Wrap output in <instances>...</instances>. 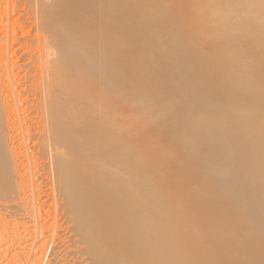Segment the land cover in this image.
I'll return each instance as SVG.
<instances>
[{
    "label": "bare ground",
    "instance_id": "1",
    "mask_svg": "<svg viewBox=\"0 0 264 264\" xmlns=\"http://www.w3.org/2000/svg\"><path fill=\"white\" fill-rule=\"evenodd\" d=\"M175 1L177 3L150 0V3L145 4L136 0H0V181L11 170H6V166L2 167V164L16 151L9 149V146L14 147L8 144L10 141L5 142V128L10 132L15 131L16 134L11 135H16L15 142L22 150H19L21 154L17 151L15 156L19 155L20 162L25 160L21 168L23 174L18 176L20 171L12 168L9 175L17 176V179L21 176L27 178H22L24 184L23 180H18L19 185L15 184V192L11 195L8 192L14 188L8 187L7 181L6 185L2 182L0 184V197L3 196L0 199V264H41V253L37 258L35 253L37 250V253L46 252H43V248L49 238L45 240L44 235L47 234L51 239L61 233L66 237L72 231L75 235L66 237L64 244L57 242L58 245H55L52 241L55 244L54 249L50 244L53 250L49 252V264H264V0ZM176 4L177 8H173L172 5L176 7ZM139 18H142L143 23ZM147 20L154 23L165 22L158 24V27L167 39L161 43L151 41L153 35L145 31L148 29ZM147 53L157 60L159 72L170 73L166 75L164 88L158 93L162 95L163 99H160L166 106L163 108V115L173 118L167 124L162 121L163 126L160 125L159 128V122L155 123L158 119L151 118L153 113L150 110L146 113L144 104H137L142 108L131 115L123 105L125 100L119 97L121 87L143 95L139 89L142 84L140 74H143L140 72L143 67L139 61L147 62L148 57H151ZM124 69H133L134 73L128 83L120 84V73ZM163 76V73H159L153 77ZM192 106L195 117L191 119L195 121L193 120L192 125L190 121V125L184 126L188 120V112L193 111L190 109ZM147 119H153L151 121L157 126ZM154 127L159 129L158 132ZM146 128L149 129V134ZM141 129L142 131H138ZM161 130L163 134L159 133ZM135 132L139 133L137 137ZM147 134L154 136L146 138ZM132 135L134 136L131 137ZM163 135L168 138L165 139ZM12 136L9 133L14 141ZM177 137H191L192 146L182 152L177 145L184 140L180 142ZM174 138L179 142L176 145L174 141V145L172 144ZM161 139L167 144L164 145L165 142ZM148 141L158 143L150 144ZM5 144L8 145L7 149ZM188 144L190 142L186 145ZM159 148L166 152L169 149L167 156L162 155L164 151L160 154ZM190 151L193 152L191 168L184 161L185 155L183 160L180 155ZM153 153L157 154L154 156ZM178 154L179 160L187 165H183L182 161V165H179ZM151 156H159L162 161L157 162L161 159L154 160ZM176 156L177 160L174 159ZM18 158L13 160V167L16 162L17 165L20 164ZM169 159L172 166L169 169L173 170L171 168L174 165L175 170L179 169L171 171V179L182 182L181 179L187 180L190 175L195 178V182L190 178L194 184L189 180L183 182H189V193L192 191L191 185L196 189L192 192L193 200H185L186 204L192 201L190 205H193L194 214L191 215L194 223L192 224L189 211L188 215H182L194 227L191 228L186 224L187 221L181 220L183 225L185 223L189 226L190 233L195 228L193 235L189 234L187 226L184 225L188 232L178 224L179 219H183L178 216L179 213L175 215L178 216L176 220L168 212L172 220L166 214L168 220L165 217L162 220L160 216L157 225L160 220L162 222L158 227L165 219L166 225L171 220L168 226H172L171 222L175 224L174 227L178 224L179 231L188 233V236L185 233L186 240L183 235L184 239L176 236L177 242L170 245L171 242H167L168 236L171 232L174 236L177 228L170 229L168 235L166 230L163 231L162 225L154 228L156 232L162 228L165 232L160 234V258L157 259L158 253L154 258V252L146 249L147 241L144 240L145 250L142 241L138 242L140 249L137 248L138 243L137 246L133 244L139 252L141 249L142 252L145 251L143 256L140 255L141 258H135L138 256L135 254L138 253L137 249L132 248L134 251L131 252L125 244L129 253L128 250H121L124 247L121 244L129 240L131 235V241L136 239L134 233L141 234L144 227L140 226L139 220L145 212L143 209L148 210L150 207L139 209L140 206L143 207V202L149 199L151 201L152 197L161 199V195L165 193L168 195V192L161 191L165 189L164 186L161 187L163 184L170 186L169 182H173L175 185V179L169 181V178H165L170 173ZM8 162L10 163V159ZM175 162L178 164H174ZM9 165L12 167L11 163ZM160 165L168 166L164 168ZM158 166L160 167L156 169ZM158 170L161 175L157 173ZM159 176L161 179L165 178L163 180L166 184L168 180V184H154ZM47 179L55 189V203L63 209V214L61 223L59 220L55 226L45 228L40 215L42 206L38 205L43 198L39 202L38 195L39 192L41 197L44 195L42 184L46 181L48 183ZM95 183L102 184L97 186ZM183 183L181 186L178 182L181 187H185ZM176 187L179 188V185L169 189L173 192ZM181 187L174 192L180 193L182 189L181 194H185L186 198L187 194L190 195L186 194L189 188L184 192L185 188ZM132 194L137 195L136 201L140 202L138 209L143 211H139L141 215L137 213L140 215L137 221L126 218V209L133 204L130 200ZM176 196L180 197H176L178 200L182 198ZM133 198L135 199V195ZM105 201L122 205L123 208L119 211L121 215L118 212L117 217L116 214L110 215L111 209L101 205ZM165 201L163 203L167 204ZM147 203L145 204H151ZM156 203L151 205L155 206ZM172 203L175 201L171 199V203L168 202L171 207L166 208L176 206V203ZM180 205V210L177 206L175 208L182 214L186 206L183 208L181 205L180 208ZM103 207L104 210L108 209L109 214L101 212ZM190 207L188 209L191 210ZM155 209L161 212L159 206H155ZM157 210L154 211L155 214ZM171 210L174 211L173 208L169 211ZM114 212L115 209L112 214ZM134 212L136 214V209ZM146 213H143V218ZM112 216L115 219L111 220ZM151 224H148L149 227ZM103 225L105 228L109 226L106 231L111 228L109 236H112L104 233L105 230L101 229ZM22 226L29 234L23 231L21 234L27 236L20 234L17 237L19 234L16 235L14 231ZM94 229H98V232L104 230L101 234L108 236L105 237L112 243H108L109 245L116 246L117 241L113 238L119 234V229V235L127 239L123 240L120 236V245L116 246L118 249L114 245L105 244L104 247L99 243L103 246L100 249L96 242L100 236L104 237L99 234V238L94 241L98 233H93ZM155 237L153 234L154 241ZM176 237L174 236L175 239ZM178 238L188 243L183 241V246H179ZM41 239L44 241L40 242ZM149 239L152 238H147L148 241ZM134 241L132 242L135 243ZM120 246L123 247L120 249ZM157 248L152 251L156 252ZM183 249H187L185 254L177 252ZM189 252L193 254L189 256ZM88 258H92L93 262L91 259L87 263Z\"/></svg>",
    "mask_w": 264,
    "mask_h": 264
},
{
    "label": "rangeland",
    "instance_id": "2",
    "mask_svg": "<svg viewBox=\"0 0 264 264\" xmlns=\"http://www.w3.org/2000/svg\"><path fill=\"white\" fill-rule=\"evenodd\" d=\"M138 1L143 2V3H145V4L150 3V0H136V2H138ZM153 1H154V0H153ZM169 1H170V2H175V3H177L175 0H169ZM233 3H234V2H233ZM246 6L248 7L249 5L246 4ZM256 6H257V5H255V7H256ZM172 7H173V8H177V4H176V7H175V5H172ZM253 8H254V6H253ZM256 8H258V7H256ZM254 11H256V10L254 9ZM139 19L142 21V18H139ZM134 22H136V21L134 20ZM151 22H152V23H151ZM142 23H143V21H142ZM152 24H153V25H152ZM158 24H165V22H163V21H159V22H155V23H154L153 21H149V20H147L146 28H148V29H145V28H144L146 32H150V33L153 35L154 38L152 37L150 40H151V41L153 40V42H155V43H161L162 41H164V39H167L166 35H163L164 32H162V30L159 29ZM150 25H152V26H150ZM154 25H155V26H154ZM152 28H153V29H152ZM156 29H158V31H157ZM149 30H150V31H149ZM153 31H154V32H153ZM154 34H155V35H154ZM159 34H160V35H159ZM162 35H163V36H162ZM157 36H158V37H157ZM161 37H162L163 40L161 39ZM164 37H165V38H164ZM158 39H159V40H158ZM211 39H212V38H211ZM155 40H156V41H155ZM199 44H200V43H198V45H199ZM146 55H147V56H151L149 53H147ZM146 55H145V56H146ZM148 59H149V60H148L147 62H145L144 60H140V61H139L140 65L143 67V68H140V72L143 73V74H140V78H141L142 84L139 86V89H140V91L142 92L143 95H137V94H135V93L129 91L127 88H122V87H121V89H119V90H120L119 97L122 98V100H125V102L123 103V105L126 107V111L129 112V113H131V115L134 114L133 112H134V111H137L138 108H139V109H140V107L142 108V106H138L139 103H140V104H141V103L144 104L143 109H145L146 113H147V111L150 110L149 112H150L151 114L153 113V114H152L153 117L151 116V114L148 113L149 116H151V118H153V119H155V120H156V119H158V120L160 119L159 121H158V120H156V122L154 121L155 123H158V122H159L160 124L158 123V124H157L158 126H157V125H155V124L151 121V120H153V119H151L150 121H149V119H147V120H148L149 122H151L153 125H155V127L157 126V127L159 128V127L163 126V123H166V124H167V123L170 122V121L172 120V118H173V117H171V118H170V117H165V116L163 115V113H164L163 108L166 107V106H165L164 101L161 100V99H163L162 95H161L160 93H158L159 91H161V89L164 88V86H165V82H166V79H167V78H166V75H167L169 72H168V73H166L165 71H163V72H159L158 69H157V68H158V67H157L158 64H156V63H157V60H156L155 58H153L152 56H151V57H148ZM152 59H153V60H152ZM145 63H146V64H145ZM147 65H148V66H147ZM120 71H121V70H120ZM123 71H124V72H122V73L119 72V73H120V84H122V83H125V84L128 83V82L131 80V76H132L133 73H134V70H133V69H124ZM145 71H146V72H145ZM147 72H148V73H147ZM151 72H152V73H151ZM145 73H146V74H145ZM154 73H155V74H154ZM159 73H163L164 76H163V77H159V78H157V77H153V76H155V75H157V74H159ZM148 75H149V76H148ZM169 75H170V73H169ZM152 77H153V78H152ZM143 78H144V79H143ZM151 79H152V80H151ZM157 79H158V80H157ZM162 79L165 80V81H163ZM148 80H149V81H148ZM155 80H157V81H155ZM151 81H153V82H152V83H149V82H151ZM159 82H160V83H159ZM153 83H155V84H153ZM163 83H164V84H163ZM150 85H151V88H150ZM153 85H155V86H153ZM156 85H157L158 87H157ZM163 85H164V86H163ZM141 86H143V87H141ZM159 87H160V88H159ZM162 87H163V88H162ZM153 88H154V89H153ZM158 88H159V89H158ZM144 93H145V94H144ZM149 93H151V94H149ZM159 95H160L161 97H160ZM147 97H148V98H147ZM155 97H156V98H155ZM139 98H140V100H139ZM146 98H147V99H146ZM158 98H159V99H158ZM160 98H161V99H160ZM135 100H136V101H139V102L136 103ZM143 100H144V101H143ZM145 100H146V101H145ZM142 101H143V102H142ZM161 101H162V102H161ZM137 104H138V105H137ZM142 104H141V105H142ZM146 105H147V106H146ZM143 109H142V110H143ZM147 109H148V110H147ZM190 109H192L193 111H191ZM190 109H189V110H190L192 113H191L190 111L188 112V113H189V115L187 114L188 120H187V122H186V124H185L184 126H186V125H190V123H191V125H192V122H193V120H194V119H191V118H194V117H195V115L193 114V113H194L193 106H192ZM160 114H161V115H160ZM181 114H182V113H181ZM183 115H184V113H183ZM154 116H155V118H154ZM156 117H157V118H156ZM189 119H191V120H189ZM139 120H140V119H139ZM140 121H141V120H140ZM148 121H147V122H148ZM162 121H163V123H162ZM190 121H191V122H190ZM194 121H195V120H194ZM147 122H146V123H147ZM188 122H190V123H188ZM135 123H136V122H135ZM149 125H150V123L148 124V127H149ZM160 125H161V126H160ZM151 126H152V125H151ZM151 126H150V127H151ZM4 127H5V125H4ZM155 127H154V128H155ZM143 128H145V126H144ZM158 128H157V129L155 128V130H157V132H158V130H159ZM7 129H8V128H5V132H6V133H5V135H6V136H5V138H6V141H5V142L8 143V142L10 141L8 144H9V145H12V146H14V147L9 146V149L13 148L14 150L16 149V151H15L13 154H11L12 156H11V155L8 156L7 161H5V162L2 164V167H3V165H4V167L6 166V168H7L6 170H8V168H9V170H10V168H11V170L9 171L10 174H11L12 168H16L17 171H18V170L20 171L19 173H17L18 176H20L21 174H23L21 168H23V163H22V162H25V160H23V161L21 160V162H20V160H19V158H18L19 155H18V156L16 155L17 157L15 156V154H16L17 151H18L17 153H19V152L22 151V150L20 149V147L18 148L17 143L15 142V141L17 140V139H16V135H15V137L11 135V133H12L13 135L16 134L15 131L10 132V131H8ZM147 129H148V128H146V130H147ZM150 129H151V128H150ZM160 129H161V128H160ZM6 130H7V131H6ZM153 130H154V129H152V131H153ZM138 131H142V129H141V130H138ZM138 131H137V132H138ZM150 131H151V130H150ZM137 132H135V137H137V136L139 135V133H137ZM143 132H144V131H143ZM145 132H146V131H145ZM166 132H167V131H166ZM166 132H164V135H165ZM9 133H10V137L12 136V139L15 138L14 141L11 140V138L9 137ZM140 133L142 134V132H140ZM146 133H147V132H146ZM152 133H153V132H152ZM159 133H162V134H163L162 130H161ZM167 133H168V132H167ZM148 134H149V129H148ZM148 134L146 135V138H147V137H152V138H153V136L156 135L155 132H154V135L152 134V135L149 136ZM143 135H144V133H143ZM157 135H158V134H157ZM164 135H163V136H164ZM167 135H168L169 137H171L170 134H167ZM7 136L10 138L9 140H7V138H8ZM133 136H134V135H132L131 137H133ZM159 136H160V134H159ZM159 136H157V137H159ZM161 136H162V135H161ZM168 136H164V137H166L165 139H167ZM142 137H143V136H142ZM164 137H163V139H164ZM143 138H144V137H143ZM177 138L179 139L180 142H181L182 139L184 140V141L181 142V143H179V142L177 141V142L179 143V145H177V148H178V146H180L182 152H183L184 149H186V148L189 147V146H192L191 144H193V139H192L191 137H187L188 139L179 138V137H177ZM190 138H191V139H190ZM144 139H145V138H144ZM148 139H149V138H148ZM155 139H156V138H155ZM158 139H160V138H158ZM165 139H164V140H165ZM175 139H176V138H174V139L172 140V144H173V141H174V144H175V143L178 144V143L176 142ZM150 140H152V139L150 138ZM164 140L161 139V141H164ZM168 140H170V138H169ZM168 140H166V141L168 142ZM11 141H12V142H11ZM154 141H155V140H154ZM161 141L159 142V144L161 143ZM14 142H15V143H14ZM148 142H149V141H148ZM164 142H165V141H164ZM169 142H170V141H169ZM169 142H168V143H169ZM186 142H187V143L190 142V144L186 145V144H187ZM13 143H14V144H13ZM149 143H150V142H149ZM152 143H155V142H152ZM152 143H150V144H152ZM156 143H158V141H156ZM156 143H155V144H156ZM183 143H186V144H183ZM162 144H164V143L162 142ZM166 144H167V143L165 142L164 145H166ZM170 144H171V142H170ZM172 144H171V145H172ZM174 144H173V145H174ZM176 144H175V145H176ZM5 145L7 146V147L5 146V148L7 149V148H8V145H7V144H5ZM157 145H158V144H157ZM157 145H156V147L158 148ZM164 145H162V146L164 147ZM168 145H169V144H168ZM160 146H161V145H160ZM156 147H155V148H156ZM163 147H162V148H163ZM167 147H170V146H167ZM171 147H172V146H171ZM171 147H170V148H171ZM173 147H174V146H173ZM151 148H152V147H151ZM180 148H179V149H180ZM174 149H175V148H174ZM19 150H20V151H19ZM155 150H156V149H155ZM158 150H160V154H161V151H164L165 149H164V150H161V149L159 148ZM158 150H157V151H158ZM11 151L13 152L12 149H11ZM152 151H153V148H152ZM168 151H169V149H168ZM168 151H167V152L164 151L165 153L163 152L162 155L168 153ZM12 152H11V153H12ZM149 152H150V151H149ZM153 152H154V151H153ZM182 152H181V153H182ZM192 153H193L192 151H190V152L187 153V154H180V153H179V154L182 155V156L185 155L186 158L183 156V157H182V160H183V158H185L184 161H187L188 164H190V165H189V168H191V164H192V162H191V160H192ZM19 154H21V153H19ZM153 154H154V156H155L157 153H156V154L153 153ZM158 154H159V153H158ZM160 154H159V156H160ZM179 154L177 155V156H178V160H179ZM188 154H190L189 156L191 157V158L189 157V159H188ZM148 155H151V154H148ZM169 155H170V154H169ZM10 156H11V157H10ZM20 156H21V157H20V159H21V158H22V155H20ZM154 156H151L150 158L153 157L154 160H157V158H159V156H158L157 158L154 157ZM166 156H167V154H166ZM177 156H176V158L174 157V159L177 160ZM14 157H15V158H14ZM148 157H149V156H148ZM164 157H165V156H164ZM16 158H18L19 161H18V160H16V161H18V163H20V164H18V165L21 166V167H19V166L16 164L17 162H16L15 165H14L15 167H13V163L15 162V161H13V160L16 159ZM162 158H163V157H162ZM166 158H167V157H165V159H166ZM170 158H173V157H170ZM180 158H181V156H180ZM9 159H10V163H11L12 167L9 165V164H10V163L8 162ZM11 159H12V160H11ZM159 159H161V158H159ZM167 159H168V158H167ZM5 160H6V159H5ZM163 160H164V159H163ZM171 160H173V159H171ZM182 160L180 159L179 162L182 161ZM11 161H12V162H11ZM152 161H153V160L150 159V162H152ZM160 161H162V159H161V160H157V162H160ZM166 161H168V160H166ZM166 161H165V162H166ZM184 161H182L183 165H184V164L187 165V163H184ZM7 162H8V163H7ZM6 163H7V164H6ZM152 163H154V162H152ZM163 163H164V162H163ZM166 163H167V162H166ZM180 163H181V162H180ZM182 163L179 164V165H182ZM5 164H6V165H5ZM157 164L159 165L160 163H157ZM161 164H162V163H161ZM168 164H169V166H168V165H167V166H168V169H169V167H172V166H170V159H169V163H168ZM174 164L177 165L178 163L175 162ZM8 165H9L10 167H9ZM155 165H156V164H155ZM164 165H166V164H164ZM172 165H173V163H172ZM17 166H18V168H17ZM160 166H162V165H160ZM160 166L156 167V169L159 168ZM167 166H166V167H167ZM162 167H164V166H162ZM162 167H161V168H162ZM166 167H164V168H166ZM174 167L176 168L175 165L173 166V168H171V169H173V170H170V169H169V170H170V173H168V175H171V171H174V172H175L176 170H179V169H176V170H175ZM181 167H182V166H181ZM184 167H185V166H184ZM177 168H178V167H177ZM179 168H180V167H179ZM182 168H183V167H182ZM182 168H180V169H182ZM186 168H188V166H186ZM20 169H21V170H20ZM168 169H165V170H168ZM3 170H4V169H3ZM163 170H164V169H162V170L160 169L161 172H162ZM169 170H168V171H169ZM158 171H159V170H158ZM158 171H157V173L160 174V171H159V172H158ZM5 172H6V171H5ZM163 172H165V171H163ZM186 172H187V171H186ZM9 173L6 172V174L4 175V179H2V180L0 181V184L3 183V184L6 185V182H5V181H7V182L10 184V185H9V184L7 183L8 187H9V186H10V188L12 187L11 189L14 188L13 190H9L10 193L8 192V195H11L13 191L15 192V189H16V185H15V184H18L19 181H21V180H23V179H24V180H27V178H26V176H24L25 178L21 176V177H19L20 179H17L18 177L15 176V175H14V176H15L16 178H15V177H12V176L10 177ZM153 173H155V172H153ZM166 173H167V172H166ZM187 173H188V172H187ZM190 173H191V172H190ZM159 174H158V175H159ZM172 174H173V172H172ZM191 174H192V173H191ZM7 175H8V177H7ZM154 175L158 176L157 174H154ZM154 175H153V177H152L153 180L155 179V176H154ZM160 175H161V174H160ZM164 175L166 176L167 174L164 173ZM168 175H167L165 178H169V179H168L169 181L175 179V178H172V179H171L172 175H171V176H168ZM188 175H189V174H188ZM188 177H189V176H188ZM11 178H12V179H11ZM22 178H23V179H22ZM159 178H160V176H159ZM159 178L157 179V177H156L157 180L154 181V184H155V183H157V184L159 183V186H161L160 183H163V182L165 183L166 181L163 180V179H165V178H163V177H162V179H161V178L159 179ZM190 178L193 180V182H195V178H193V175H190ZM190 178H188L187 180L190 181V180H191ZM152 179H151V182L153 181ZM170 179H171V180H170ZM16 180H17V181H16ZM18 180H19V181H18ZM24 180L22 181L23 184L25 183ZM47 180H48V179H47ZM161 180H163V181H161ZM166 180H167V179H166ZM168 180H167V184H168ZM175 180H176V181H175V185H173V184H174L173 182H169V185H170V186H168V185L165 183V184L168 186V188H167V186H165V185L163 184L161 187L164 186L165 189H167V190H165V189H161V191L163 190L162 193L168 192V195H169L170 192L172 191V190L169 189V188H172V189H173V187H175L176 184H177V186L179 185V188H180V187L182 186V183H183V182L185 183V182L187 181L186 179H181V180H183L182 182H180V180H178V179H175ZM177 180H178V182L181 184V186H180V184H178ZM184 180H186V181H184ZM156 181H157V182H156ZM158 181H159V182H158ZM1 182H2V183H1ZM12 182H14V183H12ZM22 182H21V183H22ZM44 182H45V181H44ZM21 183H20V184H21ZM152 183H153V182H152ZM184 183H183V186H185V187H181V188H185V189H183L184 192H185L186 189L189 188V189L187 190V192H186V194H187V193H189V191H190L189 184H187V183H189V182H187L186 184H184ZM190 183H191V181H190ZM101 184H102V183H101ZM101 184H100V185H101ZM191 184H194V183H191ZM18 185H19V184H18ZM93 185H94V183H93ZM95 185L98 186L99 183H95ZM100 185H99V186H100ZM103 185H104V183H103ZM172 185H173V186H172ZM186 185H187L188 187H187ZM43 186H44V188H42V190H43V189H44V190H43L42 192L44 193V195L42 194V197H41V192H39L40 194H39V193H37V194H39L38 196L40 197V199L38 200L39 202H40V200L43 198L42 201H41L38 205H39V206H40V205L42 206V207H41V210H42L43 212L40 211V212L42 213V214L40 213V215H42L41 218H43V221H42V219H41V221L44 222V224H42V225L46 228V227H48V226H55V224H57V223L59 222V220H60L59 223H61V220H62V214H63V209H62L61 207H59V206H56V205H58V203H55V200H56V198H57V195H56V193L54 192L55 189L52 187V185H51V183L49 182V180H48V183H47V181H46V183H43V184H42V187H43ZM47 186H48V187L50 186L51 189L48 188ZM153 186H154V185H153ZM156 186H157V185H156ZM171 186H172V187H171ZM192 186H193L194 188H192ZM46 187H47V188H46ZM138 187H139V186H138ZM161 187H160V188H161ZM164 187H163V188H164ZM10 188H9V189H10ZM136 188H137V187H136ZM176 188H177V187H176ZM176 188H175V190L177 191V189H179V188H177V189H176ZM133 189H134V188H133ZM191 189H192V191L189 193L190 195L187 194V197H186V198H185V194H183L184 197H183V195L181 194V193H182V189L180 190V193H178L179 191H178V192H174L175 190H174L173 192H171V194H172V193H173V194L176 193V194H175V197H174L173 194H172V195H173V197H172L171 194H170L171 196H170V195L168 196L167 193H165L166 195H165V194H164V195H161V199H160V197H159L160 195L157 194V196L159 195V196H158L159 199H157V198H154V199H155L156 202L159 201L158 204L160 203L163 207H162L161 205H158L156 202H154V199H153V197L151 196V197H152L151 201H150V199H149L148 201L151 202V204H153V205H154V203H156L155 206H156V207L159 206L160 209H161V212L159 211V209H158V210L155 209V206L151 205L148 201H147V202H148L149 204H148L146 201H144L143 204L145 205V207H144V205L142 204L143 207L140 206L139 209L142 210V208H147V206H148V207L150 206V207H149L150 209H151L152 207H154V209H151V211H150L149 208H147L148 210L143 209V211L145 210V212L142 211V212L144 213V215H145L146 212H148V213H146V217H144L145 219L143 218V213L141 212V210L138 209L139 206H137L138 203H139V205H140V202L137 203V201H136V199H137V198H136V197H137V195H136L137 192H136V194H132L133 197H134V195H135V199L132 197V195H131L132 198L129 197V198H131L130 200L133 202V204H132V205L130 204L131 206L129 205L130 207H127V209L125 208V209L127 210L128 214H129V215H128V214L126 215V216H127L126 218H131V219L133 218L134 221H137L138 218L140 217L141 213H142V215H141V217H140V220H139L140 223H139V222H138V223L140 224L141 227L143 226L145 229L142 228V230H141V234H140V235H138L137 232L134 233V236H135V237L137 236V237H136V239L134 238L132 241L135 240L134 242H135L136 244L133 243V242L131 241V237L133 238L132 235L130 236V239H129V240H128L126 237L119 235L121 229H119V230H120V231H119V234H118V235H117V234L115 235L116 237L113 235V237H115V238H113V237H111V238H113L114 241H117V244H119V245H120V243H119L118 241H120V240L123 239V238L127 239L128 241L126 240V241H124V243L121 242V243H122L121 245H124V247H123V246H120V249H121V247H123L121 250H126L125 244H127L126 246H127V248H130V249H129L130 251H131V250L134 251V249L136 250L138 247H139L138 249H140L141 246H140V243H138V242L142 241V242H143V245H144L145 242L147 241V243L145 244V245H146V249L149 250L151 253L154 252V254H153V255H155L154 258H156V256L158 255L159 257H158L157 259H159V258H160V255H161V253H162V251H161V249H160V244H159V243H160V242L162 243V240L160 239V237H162L163 233H165V232H163V231L166 230V234L169 235V234H170V231H171L170 229H172V228H173V229H176V228H177L176 233L174 232V236H175V237L177 236V237H181V238H182V235H183V236L185 237V239H184V238H182V239L186 240V236H188V235H187V234H188V233H187L188 230H186V228L184 227L185 223H184V225H183V222H182L181 220H184V221H187V220H185V218H184L185 216H182V215H185V214L188 215V211H189V214H190L189 216H190L191 218H190L189 216H187V215H186V216L192 220V224L194 223V217H192L193 215H191V214H194V210H192V209H193V205H192V206L190 205L192 201L190 202V204H189L188 202L190 201V199L193 200V194H194V193H192V192L196 190V189H195V186H194V185H191ZM193 189H194V190H193ZM135 190H136V189H135ZM137 190H139V188H137ZM24 192H26V191H24ZM24 192H23V193H24ZM51 193H52V194H51ZM134 193H135V192H134ZM177 193H178V194H177ZM8 195L6 194L7 197H8ZM55 195H56V196H55ZM176 195H179V196H181L182 198H185V199H183V201L181 200L182 198H181L180 200H178L180 197L178 198V196H176ZM12 196H13V195H12ZM45 196H46L47 198H46ZM155 196H156V195H155ZM166 196H168L169 198H168V197L166 198ZM189 196H192V197H189ZM1 197H3V196L1 195ZM1 197H0V199H1ZM50 197H51V198H50ZM163 197H165V200H166V201L164 200ZM170 197H172V198H170ZM176 197H177L178 199H176ZM23 198H24V197H23ZM45 198H46V199H45ZM48 198H49V200H47ZM54 198H55V199H54ZM162 198H163V199H162ZM50 199H51V200H50ZM133 199H134V201H133ZM167 199H169V200L167 201ZM171 199L173 200V202L175 201L176 206H177V204H179V205L181 204L183 208L186 206V207H185V210L183 209V211H184V212L186 211V212H185L184 214H183V211H182V214L180 213L181 211L178 212L177 210L179 209V205L177 206L178 209H176V208H177L176 206H175L176 208H175L174 206H172V208L174 209V211H173V210H171V211H173V212L169 211V210L172 209V208H166V206H167V207H171L170 204L168 205V202H169V201H170V203H171ZM175 199H176V200H175ZM15 200H17V198H16ZM44 200H45V201H44ZM185 200H189V201L187 202V204H186V201H185ZM49 201H51V202H49ZM52 201H53V202H52ZM152 201H153L154 203H153ZM163 201L167 202V204L163 203ZM180 201L183 202V203H181ZM46 202H47V203H46ZM56 202H57V201H56ZM132 202L129 201V203H132ZM135 202H136V203H135ZM178 202H179V203H178ZM184 202H185V203H184ZM44 203H46V204H44ZM51 203H52V205H51ZM96 203H97V202H96ZM101 203H102V202H100V204H101ZM109 203H110V205H109ZM111 203H112L113 205H112ZM115 203H116V202H106V201H105V203H104V204H101V205H102V206L105 205L104 207H107V208L109 207L108 209H111V212H110L111 214H110V215H115L116 212H118L117 214L121 215V212H119V211L122 210L123 207H122V205H119V206H118V204H117V203L115 204ZM129 203H128V204H129ZM145 203H147L148 205H146ZM162 203H163V204H162ZM175 203H172V204L175 205ZM97 204H98V203H97ZM106 204H107V206H106ZM164 204H165V206H164ZM45 205H46V206H45ZM101 205H98V206L101 207ZM114 205H115V206H114ZM134 205H136L137 208H134V207H135ZM181 205H180V208H181ZM188 205H189V206H188ZM112 206H113V207H112ZM133 206H134V207H133ZM187 206H188V207H187ZM190 206H191V207H190ZM50 207H51V208H50ZM100 207H97V208H100ZM104 207H103V209H102L103 211L101 210V212H103V213H105V214L108 212V214H109L108 209L105 208V210H104ZM111 207H112V208H111ZM121 207H122V208H121ZM132 207H133V209H131ZM189 207L191 208V210L188 209ZM101 208H102V207H101ZM101 208H100V209H101ZM128 208H129V210H128ZM163 208H164V211L162 210ZM45 209H46V210H45ZM92 209H93V208H92ZM106 209H107V210H106ZM114 209H115V212H114V214H112V211H113ZM125 209H124V210H125ZM135 209H136V214H135V212H134ZM116 210H117V211H116ZM130 210H132V211H130ZM137 210H138V211H137ZM155 210L158 211V212L156 211V214H155V212H154ZM166 210H167V211H166ZM179 210H180V209H179ZM12 211H13V210H12ZM16 211L19 212L18 210H16ZM16 211H14V212L17 213ZM47 211H48V212H47ZM139 211H140L141 213H140ZM152 211H153V212H152ZM97 212H100V210L97 211ZM138 212H139V213H138ZM150 212H151V213H150ZM163 212H164V213H163ZM165 212H166V213H165ZM168 212H169V213H168ZM191 212H192V213H191ZM131 213H132V214H131ZM133 213H134V214H133ZM137 213L140 214V215L138 216ZM149 213L151 214V216L149 215ZM153 213L155 214V217H154V214H153ZM157 213H158V214H157ZM160 213H161L162 215H160ZM167 213H168L169 215L172 213L171 215H174V217H176V218H175L176 220H177V217H178V216L183 217V219H179V218H181V217L178 218V219L180 220V223H178V224L180 225L181 228H182V226H183V228H185V229H183V230L187 231V232H185V233H186V236H185V233H184V232L179 231L180 229H179L178 224L176 225V227H174L175 224H173V222H171V223H172V224H171L172 226H170V225H169L170 227L168 226V223L170 224V221L172 220V219H171L172 216L170 215V216H171V218H170V216H168ZM174 213H175V214H174ZM176 213H177V214H176ZM178 213H179V215H178ZM17 214H19V213H17ZM108 214H107V215H108ZM117 214L115 215L116 217L118 216ZM130 214H131V215H130ZM152 214H153V215H152ZM163 214H164V215L166 214V215L168 216V218L171 219V220L169 219L170 221L167 223V225H166L165 221H166V219L168 220V218H167L166 215L164 216ZM180 214H181V215H180ZM43 215H44V216H43ZM48 215H49V216H48ZM133 215H134V216H133ZM135 215H136L137 218L135 217ZM175 215H178V216H175ZM59 216H60V217H59ZM131 216H132V217H131ZM147 216H148V217H147ZM149 216H150V217H149ZM152 216H153V217H152ZM158 216H159V218H158ZM160 216L162 217V220H164L163 217L166 218L165 221H163V223H165V224L162 223V225L164 226V227H163L164 229L162 228L163 231H162V229H160V230L157 229V232H156L155 229H156V228L158 227V225L162 222V221L160 220V223L157 225L158 220L161 219ZM56 217H57V218H56ZM187 217H186V219H187ZM141 218H142V219H141ZM146 218H147V219H146ZM154 218H155L156 221L154 220ZM113 219H115L114 216L111 217V220H113ZM143 219H144V220H143ZM157 219H158V220H157ZM175 219H174V220H175ZM142 220H143L144 222H142ZM147 220L149 221V223H148ZM153 220H154V222H153ZM50 221H51V222H50ZM57 221H58V222H57ZM114 221H115V220H114ZM150 221H152V224H153V225L155 224V225L153 226V225L151 224ZM188 221H189V220H188ZM188 221H187V223H186L187 225L189 224ZM112 222H113V221H112ZM141 222H142V223H141ZM178 222H179V221H178ZM190 222H191V221H190ZM143 223H144V224H143ZM176 223H177V221H176ZM181 223H182V225H181ZM46 224H47V226H46ZM108 224H109V226L112 228V226H111L112 224L110 225V222H109ZM139 224H138V225L136 224V226L139 227ZM141 224H142V225H141ZM148 224H149V225L151 224L150 227H152V229L149 227ZM113 225H114V222H113ZM115 225H116V224H115ZM144 225H145V226H144ZM162 225H160L158 228H160ZM187 225H185V226H187ZM104 226H105V225H103V227L101 226V227H102L101 229H104V230H105V229H107V227L109 228V226H106V228H105ZM116 226H117V225H116ZM155 226H156V227H155ZM177 226H178V227H177ZM189 226H191V225L189 224ZM189 226H187V229L189 228ZM22 227H24V226H22ZM22 227H19L20 230H19V228L17 229V230L20 231V233H18L19 231H17V230L14 231L16 235L19 234L17 237H19L21 233H24L25 231H27V229H26L25 227H24V230H23V229L21 230ZM147 227H148L149 229H151V230L149 231V229H147ZM167 227H168V228H167ZM192 227H194V225H192L191 228H192ZM205 227H206V226H205ZM95 228H96V227H95ZM111 228L108 229L107 231H106V230H105V231L102 230V231H104V233L106 232V234L108 233V236H109V234H110V233H109V232H110L109 230H111ZM154 228H155V229H154ZM25 229H26V230H25ZM124 229L126 230V228H124ZM124 229H122V230H124ZM167 229H168V230H167ZM194 229H195V228H193V231H194ZM97 230H98V229H94V230H93V233H95V232L97 233V232H98ZM125 230H124V231H125ZM128 230H129V229H128ZM145 230H147L146 232H148V233H147V235H149L148 237H147V235H146ZM153 230L155 231V233H154ZM21 231H22V232H21ZM23 231H24V232H23ZM102 231H101V232H102ZM129 231H130V230H129ZM143 231H144L145 233H144ZM161 231H162V232H161ZM172 231H173V230H172ZM174 231H175V230H174ZM193 231L190 233V228H189V234H192ZM16 232H17V233H16ZM64 232H66V231H64ZM101 232H100V230H99V232H98L97 234L95 233L97 236L94 237V241H96V239L99 238V237H98L99 234L102 235ZM112 232H113V231H112ZM122 232H123V231H122ZM122 232H121V233H122ZM150 232H152V234H149ZM159 232H161V233H159ZM25 233H26V232H25ZM47 233L49 234V232H47ZM102 233H103V232H102ZM113 233H114V232H113ZM171 233H172V234H170L169 236L172 237V236H173V232H171ZM182 233H183V234H182ZM28 234H29V232L27 231V235H28ZM45 234H46V233H45ZM60 234H61V233H60ZM60 234H59L56 238H55V237H51V239H50L49 236H46L47 234L44 235V236H45V240H47V239L49 238V239H48L49 241H47L46 244H45V245L47 246V248H46V246H44L45 248H43V249H44L43 252H44L45 250H46V252H45V253H42V251H40L39 253H37V252L39 251V250H37L36 253H35L36 258L38 257V254H40V253L42 254V256H41V254H40V256H39V258L42 260L41 264H49L50 259H51V255H49V254H50L51 251L54 249V244H55V243H56L55 245H58L57 242H59V243H61V244H64V243L66 242V240H67L66 237L74 236V235H75V232H73V231H72V232H69L68 235H66V237H65V236H62V234H61V235H60ZM95 234H94V235H95ZM106 234H105V236H106ZM111 234H112V233H111ZM142 234H143V236H142ZM153 234H154V237H155V236L157 237V238L155 237L156 239H158V237H159L158 241L155 239V241H157V242H155V241L153 240ZM158 234H159V235H158ZM160 234H162V235H160ZM21 235H22V234H21ZM25 235H26V234H25ZM25 235L23 234L22 236H25ZM27 235H26V236H27ZM103 235H104V234H103ZM103 235H102V236H103ZM122 235H124V233H122ZM145 235H146V236H145ZM150 235H152V236H150ZM192 235H193V234H192ZM192 235H190V236H192ZM22 236H21V237H22ZM105 236H103L104 238H102V237L100 236V238L97 239L98 241L96 242V245H99V246H100V244H102V245L104 246L105 244H107L108 246H113V245L115 246V244H113V245H109V244H112V243H110V240L107 239L108 236H106L107 238H106ZM110 236H112V235H110ZM110 236H109V237H110ZM120 236H121V239H119ZM138 236H139V238H138ZM140 236H141V237H140ZM169 236H168V241H167V242H171L170 245H173L174 243L177 242V241H176V240H177V237H176V239H175L174 236H173L172 238H170ZM47 237H48V238H47ZM60 237H61V238H60ZM117 237H118V238H117ZM128 237H129V236H128ZM53 238H54L56 241H54ZM95 238H96V239H95ZM111 238H110V239H111ZM116 238H117V239H116ZM142 238H144V239H142ZM147 238H152V239H149V241H148ZM173 238H174V240H173L174 242H172V239H173ZM60 239H61V240H60ZM115 239H116V240H115ZM137 239H138L139 241H137ZM141 239H142V240H141ZM145 239H146V240H145ZM170 239H171V240H170ZM179 239H180V238H178V241H179V242H178V245H179V246H183V244H184L185 241L183 240V241H184V242H183L182 239H181V241H180ZM42 240L44 241V239H41L40 242H42ZM123 240H124V239H123ZM143 240H144L145 242H144ZM169 240H170V241H169ZM191 240H192V239H191ZM52 241L55 242V243L52 244V243H53ZM103 241H104V243H103ZM111 241L114 242L113 240H111ZM150 241H151L152 243H153V241H154L153 245H150V244H151ZM175 241H176V242H175ZM40 242H39V243H40ZM63 242H64V243H63ZM125 242H126V243H125ZM142 242H141V245H142ZM181 242H182V243H181ZM99 243H100V244H99ZM108 243H109V244H108ZM115 243H116V242H115ZM131 243H132V247H131ZM137 243L139 244L138 246H137ZM155 243H156V245H154ZM180 243H181L182 245H181ZM187 243H188V241L185 242V244H187ZM47 244H48V245H47ZM50 244L53 245V249H52V246H51ZM61 244H60V245H61ZM94 244H95V242H94ZM117 244H116V246H117ZM133 244L136 245L137 248H134V245H133ZM147 244H148V245H147ZM157 244H158V245H157ZM96 245H95V248H98V249H99V247L96 246ZM119 245H118V246H119ZM143 245H142V246H143ZM145 245H144V247H143L144 250H145ZM178 245H177V247H178ZM50 246H51V248H49ZM103 246H100V249H101V247L103 248ZM108 246H107V248H109ZM116 246H115V247H116ZM136 246H135V247H136ZM148 246H149V247H148ZM152 246H154V248H153ZM174 246H175V245H174ZM184 246H185V245H184ZM104 247H106V245H105ZM157 247H159V248H157ZM172 247H173V246H172ZM118 248H119V247H116V249H118ZM132 248H134V249H132ZM150 248H151V249H150ZM156 248L158 249L156 252H155V251H152V250H156ZM173 248H175V247H173ZM111 249H114V247H113V248L111 247ZM138 249H137V252H138L139 254L135 252V254L138 255V256H136L135 258H137V257H138V258H141L140 255H141V256L144 255L143 253H144L145 251L143 250V252H142V249H141L140 252H142V254H140V252H139ZM127 250H128V249H127ZM127 250H126V251H127ZM129 250H128L127 252H129ZM147 250H146V251H147ZM193 250H194V249H193ZM193 250H192V251H193ZM132 251H131V252H132ZM158 251H160V252H158ZM180 251H181V252H180ZM184 251L186 252L187 249H186V250L183 249V251H182V250H178L177 252H180V254H185ZM49 252H50V253H49ZM193 252H194V251H193ZM125 253H126V252H125ZM129 253H130V252H129ZM129 253H128V254H129ZM156 253H158V254L156 255ZM159 253H160V255H159ZM135 254L133 253V255H135ZM180 254H179V255H180ZM186 254H187V253H186ZM192 254H193V253H192ZM192 254L189 252V256L192 255ZM133 255H132V256H133ZM42 257H43V258H42ZM49 257H50V258H49ZM86 257H87V256H86ZM162 257H163V256H162ZM39 258H38V259H39ZM133 258H134V257H133ZM142 258H143V257H142ZM48 259H49V260H48ZM88 259H89V260L87 261V263H88L92 258H91V259L88 258ZM41 260H39V263H40ZM46 260H47V261H46ZM141 260H142V259H141ZM91 261L93 262V259H92ZM45 262H46V263H45ZM47 262H48V263H47Z\"/></svg>",
    "mask_w": 264,
    "mask_h": 264
}]
</instances>
